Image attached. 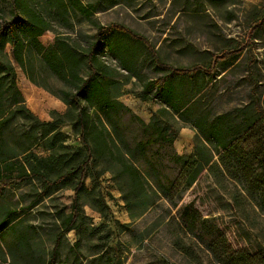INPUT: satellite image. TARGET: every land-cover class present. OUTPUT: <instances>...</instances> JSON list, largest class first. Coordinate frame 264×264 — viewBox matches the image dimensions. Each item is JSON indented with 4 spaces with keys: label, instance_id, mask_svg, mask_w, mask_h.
I'll list each match as a JSON object with an SVG mask.
<instances>
[{
    "label": "rangeland",
    "instance_id": "1",
    "mask_svg": "<svg viewBox=\"0 0 264 264\" xmlns=\"http://www.w3.org/2000/svg\"><path fill=\"white\" fill-rule=\"evenodd\" d=\"M82 2L97 6L89 18L59 0H0V19L10 20L14 11L40 14L49 28L40 37L43 46L53 45L60 37L74 54H83L94 42L99 26L111 24L146 37L163 60L174 66L202 63L223 50L243 49L232 66L219 68L205 79L206 88L199 95L201 112L223 115L253 100L264 111V0ZM120 43L132 72L123 70L104 45L98 63L115 82L107 89L108 97L121 103L112 120L81 97L73 103V113H68L64 101L73 100L72 82L44 64H37L29 79L13 63L26 108L41 122L63 118L59 125L63 146H56L57 163L49 183L32 179L0 189V221L6 218L10 224L0 234V264H48L51 259L54 264H217L208 245L214 235L225 237L235 250L264 255V208L259 194L219 163L207 167L182 192L176 206L160 192L159 181L165 188L177 186L174 154L193 155L203 141L154 92L144 90L145 82L163 74L155 69L149 52L132 41ZM248 51L254 62V95L245 79ZM6 53L13 62L9 46ZM81 73L87 77L90 70L84 66ZM79 108L88 112L93 124L91 138L100 144L98 158L86 154L75 130ZM152 123L171 137L159 138L157 125L146 130ZM29 128L28 123L15 120L5 128L0 146L7 155L27 149L40 158L51 154L39 140L40 131ZM149 139L152 144L143 152L138 144ZM85 163L76 229L61 236L62 222L75 212V172ZM64 174L68 178L63 183L55 182ZM192 221L195 229L189 225Z\"/></svg>",
    "mask_w": 264,
    "mask_h": 264
},
{
    "label": "trees",
    "instance_id": "2",
    "mask_svg": "<svg viewBox=\"0 0 264 264\" xmlns=\"http://www.w3.org/2000/svg\"><path fill=\"white\" fill-rule=\"evenodd\" d=\"M67 5L76 14L89 18L97 10L95 4H83L82 0H59ZM48 24L44 17L37 13L26 14L14 11L10 20L0 19V135H4L5 128L12 121H21L29 124L30 132L40 131L39 140L44 141V148L51 154L47 157H37L36 154L24 150L18 155H7L6 150L0 146V189L39 179L49 183L53 166L56 165V146H63L62 133L59 125L63 118L58 116L51 122H41L29 109L17 87V65L23 73L31 79L30 71L37 64H44L50 71L74 84L75 93L71 102L64 101L73 113V103L79 97L89 104L96 106L108 120L112 117L121 103L110 100L108 87L115 82L110 81L103 68L98 66L99 54L104 45L120 62L123 70L132 72L129 66V57L121 40L132 41L145 48L150 55L155 69L162 72L161 76L150 79L144 84V90L154 92L162 103L174 114L197 130L202 145H197L193 155L188 157L174 154L173 163L178 167L179 178L177 186L165 188L159 181L160 192L173 204L177 205L182 192L192 186L199 175L207 168L217 165L236 175L248 190H255L260 197L264 208V111L259 103L251 101L247 106L237 108L233 112L223 115L210 116L201 112L199 95L206 88L205 79L223 67H229L239 57L242 50L228 49L219 54H210L208 60L186 66H174L166 63L158 50L149 40L132 30L117 24L99 26L91 43L83 54H74L73 50L60 37L54 44L45 47L40 37L48 31ZM12 51V60L6 53V47ZM247 83L251 86L253 95L256 82L253 78V58L251 51L247 52ZM87 66L90 73L84 77L81 73ZM188 92H185L184 90ZM74 127L80 134L84 150L91 158L100 157V144L96 138H91L92 129L89 114L84 108L75 110ZM113 124L115 122H108ZM157 125L155 132L163 140L169 139V134L159 124L145 126L148 130ZM116 127V125H114ZM247 142L250 146H245ZM151 140L138 144L143 152L151 145ZM24 155L22 158H19ZM129 158L132 154H127ZM217 156V160L214 157ZM55 160V161H54ZM80 166V172H75L77 181L75 186V200L73 202L74 215L68 216L63 222L61 236L76 229L78 219V196L84 189L86 166ZM218 166V165H217ZM230 173V174H231ZM231 174V175H232ZM235 176V177H236ZM68 174L58 176L57 183H63ZM195 229V222H189ZM10 224L6 218L0 221V234L9 229ZM209 249L217 264H264V255H253L244 250H235L221 236H210ZM58 242L53 255H56ZM48 264H54L51 259Z\"/></svg>",
    "mask_w": 264,
    "mask_h": 264
}]
</instances>
